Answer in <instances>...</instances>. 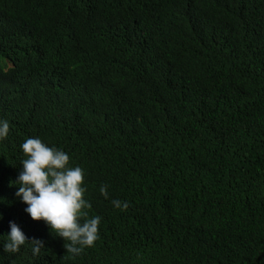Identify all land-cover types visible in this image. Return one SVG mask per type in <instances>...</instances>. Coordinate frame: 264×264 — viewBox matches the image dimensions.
Returning a JSON list of instances; mask_svg holds the SVG:
<instances>
[{
    "label": "trees",
    "instance_id": "16d2710c",
    "mask_svg": "<svg viewBox=\"0 0 264 264\" xmlns=\"http://www.w3.org/2000/svg\"><path fill=\"white\" fill-rule=\"evenodd\" d=\"M0 119V264H264V0H0ZM29 137L84 171L78 255L15 195Z\"/></svg>",
    "mask_w": 264,
    "mask_h": 264
},
{
    "label": "clouds",
    "instance_id": "9594fccd",
    "mask_svg": "<svg viewBox=\"0 0 264 264\" xmlns=\"http://www.w3.org/2000/svg\"><path fill=\"white\" fill-rule=\"evenodd\" d=\"M9 130V122L0 119V140L8 136ZM20 148L26 158L21 161L22 169L14 183L18 185L16 197L26 205L24 211L33 220H43L51 231L66 241L64 247L68 253L78 255L94 246L101 218L92 216L81 222V217L87 216L82 209L91 207L83 198L86 191L83 169L69 167V155L62 149L48 146L39 137L27 138ZM100 193L107 198L106 186H101ZM112 204L116 208L128 207L127 202L119 200H113ZM9 227L3 244L5 252H18L26 241L31 242L33 256L44 247L41 239L29 240L15 222L10 221Z\"/></svg>",
    "mask_w": 264,
    "mask_h": 264
}]
</instances>
